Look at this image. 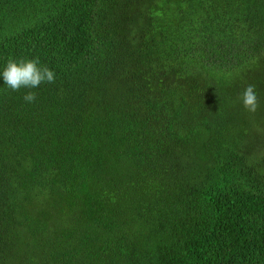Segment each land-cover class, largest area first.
<instances>
[{"label": "trees", "instance_id": "1", "mask_svg": "<svg viewBox=\"0 0 264 264\" xmlns=\"http://www.w3.org/2000/svg\"><path fill=\"white\" fill-rule=\"evenodd\" d=\"M33 58L54 83L0 77V264H264V0H0V72Z\"/></svg>", "mask_w": 264, "mask_h": 264}, {"label": "clouds", "instance_id": "2", "mask_svg": "<svg viewBox=\"0 0 264 264\" xmlns=\"http://www.w3.org/2000/svg\"><path fill=\"white\" fill-rule=\"evenodd\" d=\"M0 77L12 91H19L21 88L33 89L42 83L55 82V73L46 65H41L39 58L19 61L9 59L3 71L0 72ZM36 98V93L32 91L23 96L28 103L35 102ZM238 100L247 112L255 114L259 108L256 85L248 84L239 94Z\"/></svg>", "mask_w": 264, "mask_h": 264}, {"label": "rangeland", "instance_id": "3", "mask_svg": "<svg viewBox=\"0 0 264 264\" xmlns=\"http://www.w3.org/2000/svg\"><path fill=\"white\" fill-rule=\"evenodd\" d=\"M255 85L257 88H260V83L259 82H255Z\"/></svg>", "mask_w": 264, "mask_h": 264}]
</instances>
